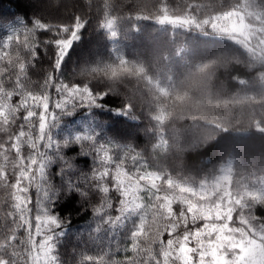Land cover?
I'll return each mask as SVG.
<instances>
[{
  "label": "snow or ice",
  "instance_id": "6c2138e0",
  "mask_svg": "<svg viewBox=\"0 0 264 264\" xmlns=\"http://www.w3.org/2000/svg\"><path fill=\"white\" fill-rule=\"evenodd\" d=\"M131 8L134 16L113 15L105 0L99 27L115 40L123 31L121 20H154L214 37L221 42L219 51L191 66L180 81L172 76L162 81L142 61L118 54L81 67L76 75L85 81L79 83L63 78L62 65L90 23L81 15L59 25L18 17L19 27L10 26L0 44V264H66L60 249L70 234L71 218L60 209L73 196L81 210L91 209L95 225H90L87 241L76 234L83 247L72 250L75 264H264V215L257 214L264 210V177L248 182L243 173H256L242 165L234 180L229 159L197 179L173 174L158 156L168 146L164 124L172 113L167 108L186 105L193 82L199 85L201 103L210 109L248 105L250 122L236 134L254 131L264 137V0H153L151 7L140 0ZM41 32L51 35L41 40ZM50 46L52 70L42 82L31 80L28 70L39 59L38 50L47 55ZM232 63L243 64L253 75L232 77L242 95L217 97L213 104L207 82L217 67ZM132 80L137 87L122 92ZM141 87L151 96L148 112L155 122L151 159L110 136L95 111L137 120ZM113 96L122 97V107H106L103 102ZM13 97L19 99L14 103ZM82 109L87 115L79 126L66 123V117ZM203 127L207 135L192 146L233 129L230 121L215 116ZM74 147L76 154L68 155ZM259 165L264 171V159ZM116 230L122 233L115 247L122 260L114 255L112 241L104 242Z\"/></svg>",
  "mask_w": 264,
  "mask_h": 264
},
{
  "label": "trees",
  "instance_id": "16d2710c",
  "mask_svg": "<svg viewBox=\"0 0 264 264\" xmlns=\"http://www.w3.org/2000/svg\"><path fill=\"white\" fill-rule=\"evenodd\" d=\"M41 1V5H38L33 0H0V44L9 34L10 26L19 27L16 23L18 17L26 22L39 18L45 23L59 25L69 24L75 15H81L90 23L82 30L81 40L74 43L73 50L70 51L62 65L63 78L66 81L84 82V77L76 75L81 67L90 66L98 60L114 59L118 54L129 60L142 61L149 68L150 73L157 75L162 81L168 76L180 81L185 78L191 66L212 59L219 51L221 42L214 37H206L194 31L173 29L170 26H161L154 20L133 19L129 22L123 19L120 21L123 31L119 38L114 40L107 30L99 27V22L103 19L105 0H55L56 5H51L49 0ZM139 2L140 0H108V3L112 5V14L123 17L134 16L136 13L131 5ZM152 2L153 0H144L149 7ZM172 2L175 3L176 0ZM130 24L137 25L140 30L132 29ZM49 35L51 34L41 32L38 37L42 40ZM38 53L39 59L34 61V67H29L28 75L31 80L42 82L46 73L52 70V61L49 57L54 53V48L50 46L47 55L42 50H38ZM251 75H253L252 70L243 64L232 63L226 67H217L211 80L207 82L206 88L213 104L217 97L227 100L242 95L240 86L232 77L249 79ZM136 87V81L132 80L121 91L128 92ZM50 91L55 96L54 89ZM189 95L191 100L186 105L178 103L175 108H167L172 115L166 119L164 124L168 146H162L158 150L160 164L173 174L180 172L199 179L208 172L209 168L218 169L220 165L232 159L234 180L238 179L237 174L242 171V165L252 166L256 173L255 177L248 176L246 172L243 173L248 182L251 183L264 177V171L260 170L259 165V161L264 159V137L254 131L248 136L236 134L237 129L242 132L250 122L249 106L229 104L227 107L221 105L216 109H210L201 103V91L196 82H193ZM18 99V97H13V102L15 103ZM150 99L151 96L147 94V90L141 87L136 109L137 120H130L107 111L101 112L99 109L95 110L97 119L110 129L108 133L110 136L135 145L137 150L142 151L149 159L152 156V145L157 143L155 133L150 131L155 123L149 117L147 101ZM121 101L122 97L113 96L103 103L108 108H119L122 107ZM154 107L153 105V109ZM86 115V110L82 109L75 116L66 117L65 121L66 123L75 121L76 126H79ZM214 116L230 121L233 129L227 133H220L215 140H210L202 146H192L207 135L208 130L203 125L206 119ZM2 136L3 134H0V137ZM77 151L78 147H74L68 155L74 156ZM229 153L232 155L229 156ZM3 196L4 191L0 189V199ZM93 202H96L95 199ZM174 207L179 209V205H174ZM60 213L64 216L70 215L71 218V224L68 225L71 231L69 236L64 238L60 249L61 257L66 264L70 260L72 264H75L76 257L73 256L72 250L75 247L78 251L83 247L76 234L82 233L80 240L87 241L90 225L95 226L91 209L81 210V202L73 196L60 209ZM257 214L264 215V210H258ZM20 234L23 235L22 232ZM121 239L122 233L116 230L104 242L108 243L111 240L114 255L122 260L123 254L115 252L116 244Z\"/></svg>",
  "mask_w": 264,
  "mask_h": 264
},
{
  "label": "rangeland",
  "instance_id": "374dc122",
  "mask_svg": "<svg viewBox=\"0 0 264 264\" xmlns=\"http://www.w3.org/2000/svg\"><path fill=\"white\" fill-rule=\"evenodd\" d=\"M33 1H34L36 4H38V5H39V4L41 5V2H42L41 0H33ZM49 1H50L49 3H50L51 5H54V4L56 5L55 0H49ZM63 10H64V9H63Z\"/></svg>",
  "mask_w": 264,
  "mask_h": 264
}]
</instances>
